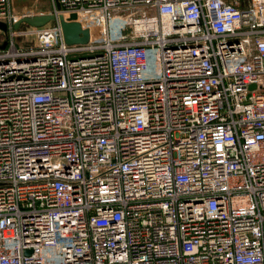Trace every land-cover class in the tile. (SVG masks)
<instances>
[{
	"label": "built area",
	"instance_id": "2783aa9c",
	"mask_svg": "<svg viewBox=\"0 0 264 264\" xmlns=\"http://www.w3.org/2000/svg\"><path fill=\"white\" fill-rule=\"evenodd\" d=\"M47 1L0 0V264H264V0Z\"/></svg>",
	"mask_w": 264,
	"mask_h": 264
},
{
	"label": "rangeland",
	"instance_id": "374dc122",
	"mask_svg": "<svg viewBox=\"0 0 264 264\" xmlns=\"http://www.w3.org/2000/svg\"><path fill=\"white\" fill-rule=\"evenodd\" d=\"M12 9L21 13L29 11L32 13H47L49 11V2L47 0H11ZM30 26L26 23L21 24L15 32V43L20 46H30L34 43V38L30 33ZM9 42V31L6 25L0 27V49H3Z\"/></svg>",
	"mask_w": 264,
	"mask_h": 264
},
{
	"label": "water",
	"instance_id": "95a60500",
	"mask_svg": "<svg viewBox=\"0 0 264 264\" xmlns=\"http://www.w3.org/2000/svg\"><path fill=\"white\" fill-rule=\"evenodd\" d=\"M75 15H71L69 20L65 21L62 16H59V23L63 34L64 42L68 45L72 44H85L88 42L89 34L88 30L82 29L80 24L74 22ZM54 21L53 16H37L33 18H25L21 22L15 24L14 28L17 29L20 23H26L31 27H42L48 24L49 22ZM2 24H0V27ZM251 89L254 86L250 87Z\"/></svg>",
	"mask_w": 264,
	"mask_h": 264
}]
</instances>
